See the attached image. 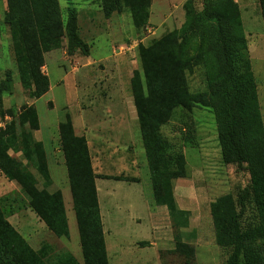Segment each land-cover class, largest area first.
I'll return each mask as SVG.
<instances>
[{"label":"trees","instance_id":"16d2710c","mask_svg":"<svg viewBox=\"0 0 264 264\" xmlns=\"http://www.w3.org/2000/svg\"><path fill=\"white\" fill-rule=\"evenodd\" d=\"M120 1L104 0L107 13ZM259 3L264 23V0ZM127 4L135 24L139 17H146V0ZM7 6L21 84L30 97L38 98L49 89L48 78L40 72L43 52L58 47L63 37L69 54L79 48L88 55V46L77 35L76 12L71 10L63 23L57 0H7ZM184 9L179 28L147 46L139 45L143 82L138 71L131 78L153 199L168 211L176 230V252L193 257L194 246L179 239L180 228L188 226V211L177 206L172 184L173 179L186 176L185 157L170 150L159 128L175 107L208 108L214 115L222 161L249 174L247 185L210 202L215 243L229 249L225 264H264V124L241 13L235 0L202 2L201 8L186 0ZM200 64L205 68L207 90L192 93L186 71ZM2 86L8 85L0 83V103ZM38 127L37 110L30 104L0 130V172L18 185L27 205L51 233L68 237L61 191L39 189L29 170L34 164L44 183H50L43 143L32 134ZM58 132L84 264H107L95 185L99 175L93 169L87 140L75 134L68 115L59 122ZM10 149L21 151L26 161L11 156ZM13 202L16 199L10 196L0 198V264H78L68 252L49 258L54 252L49 242L34 249L7 219Z\"/></svg>","mask_w":264,"mask_h":264},{"label":"rangeland","instance_id":"374dc122","mask_svg":"<svg viewBox=\"0 0 264 264\" xmlns=\"http://www.w3.org/2000/svg\"><path fill=\"white\" fill-rule=\"evenodd\" d=\"M128 1L121 0L108 14L104 0H57L63 23L71 10L76 12V32L87 44L88 55L83 54L79 48L69 54L66 37L62 38L58 47L43 52L40 72L48 78L51 88L36 99L30 97L29 91L21 84L14 50L15 40L10 22L6 19L7 0H0V83L8 85L2 86L0 124H4L3 121L6 120L5 127L23 107L33 104L41 126L48 127L53 132L57 120L63 121L68 115L79 133L75 134L85 137L80 129L82 112L87 111V107L95 105L101 108L98 114L86 113L85 117H99L103 125L116 113H105V105L111 95H129L136 136L131 147H116L108 139L109 129L104 134L89 127L91 130L88 129L87 132L94 171L98 169L100 176H104L103 169H106L110 172L108 176L122 178H110L103 182L109 191L114 192V199H121L122 205L118 212L109 209V205L106 213L103 210L106 214L105 238L109 245L107 264H225L229 249L215 243L209 205L216 197L228 192L234 193L247 185L249 174L242 167L222 161L214 115L206 107H175L170 118L159 128L160 134L170 143V150L173 153L182 152L185 157L186 176L182 178L183 183H178L176 178L172 180V184L180 205L184 207L181 209L188 211V226L180 228L179 239L194 246L193 257L181 255L174 249L176 230L171 225L168 211L155 214L159 224L163 226L165 238L162 241L157 239L152 228L154 220L151 219V212L156 209V204L132 95L131 78L138 71L143 82L139 45L147 46L165 33L179 28L185 19L186 0H146V17H139L137 24ZM192 1L196 8H201L202 2L209 5L213 3V0ZM235 1L248 40L264 124V23L261 6L259 0ZM133 38L139 39L138 46L128 50L122 48L129 45ZM186 82L192 93L207 90L204 66L194 65L186 71ZM142 84L144 87V83ZM113 121L110 122L111 127ZM4 127L0 126V130ZM101 148L109 151L104 157L97 154V150ZM9 151L11 156L22 162L26 161L21 151L20 154L17 153L18 150ZM29 170L36 178V185L37 179L43 184L41 187L37 186L39 189L46 187L47 190L54 191L48 188L49 183H44L34 164L29 166ZM66 185L62 188L68 191ZM104 195L105 192L101 191L102 208L105 205ZM74 217L69 214L68 237L56 238L45 230L40 234L39 240L52 244L54 252L49 258L68 252L78 264H84Z\"/></svg>","mask_w":264,"mask_h":264},{"label":"crops","instance_id":"0c3cea01","mask_svg":"<svg viewBox=\"0 0 264 264\" xmlns=\"http://www.w3.org/2000/svg\"><path fill=\"white\" fill-rule=\"evenodd\" d=\"M108 97L109 95L106 96L107 99ZM128 98H129V95L125 93H116V95L114 94L111 95V99L108 101L107 105H105V102L103 103V105H105V108H106L105 113L111 115V113L116 111L115 116L114 117L110 116V118H108L109 122L104 123L103 125L101 124L102 120L98 119L99 117L98 118L92 117V116H90L89 118L85 117L86 113L98 114L99 110H101L99 106L93 105V106L87 107L86 108L87 111L84 110L82 112L81 126L83 129V132H82V129H80V131L81 133L85 135L88 146H90V141L87 136L89 127L98 129L100 133H104V134H106V131L109 129L110 137L108 139L109 141L114 142L116 147L120 146L119 148H121V147H124L125 145L126 146L129 145L131 147L133 145V143L135 142V138H136L135 128H134L135 119L132 117V109L129 105ZM111 108L115 110L112 111ZM133 114L135 113L133 112ZM112 121L113 123L111 127L110 122ZM58 123H59V120H57L55 124V131L52 132L50 131L48 127L41 126L39 122V127L33 131V137L35 140L41 141L43 143L45 153H46L49 176H50V183L48 185L49 186L48 188L51 190L61 191L65 213L67 216L68 228H69V218H68L69 214H71L72 218L74 217L75 214L73 210V202H72V196H71V191L69 187V181L67 177V170H66V166L64 163V157L60 149ZM73 127H74L75 133L79 134L77 133V129L74 123H73ZM89 130H91V128ZM100 137L104 138L103 136H100ZM52 142H53V145L51 146ZM97 145H100V142H97ZM104 150H105L104 148L103 150L102 148L97 150V154L99 155V157L101 155L104 157V155L109 152V151L106 152V150L105 151ZM116 150L119 151L120 149H116ZM19 152L20 151L18 150L17 153L20 154ZM102 168L103 167L101 166L100 169ZM103 170H104L103 171L104 176H100L101 172L98 169L97 170L95 169V172L99 175L95 178V184H96V189H97V198H98V204H99L101 221H102L103 232H104L106 252L108 256L109 245L106 242V238H105L106 230L104 228V223H105L104 217H106L105 211H107L108 205H109V209H113L115 212L121 211L122 205H121V199L120 198L114 199L115 197L113 195L114 192L109 191L106 184L103 183V182H106L108 179H110V178H106V175H110V172L107 171L106 169H103ZM37 182H38L37 186L39 187L43 186V184L41 185L39 179H37ZM66 182H67V185H66ZM177 182L180 184L183 183L182 178H178ZM64 185L68 187V191H65V189L62 188ZM17 186L18 185L14 181L8 180L0 172V198H3L5 196H10L16 199V202L12 203L13 207L12 208L9 207L11 212L7 214V219L24 236V238L28 241V243L34 249H37L40 247L39 245L43 243L41 240H39L40 234L44 232L45 230H47L48 232L50 231L47 229L45 223L27 205L26 197L20 193L19 188ZM173 190H174V197L176 198L175 200L179 208H184L182 205H180V202L178 201L176 197L175 187ZM101 191H104L106 195V197L104 195L105 205L103 208L101 205ZM103 210L105 213H103ZM165 212L167 213V209L163 205H156V209H153V213L151 212V219L154 220L153 222L154 225L152 228L157 234V239H160L161 241L165 238L164 230H163V226L159 224L160 223L159 220L155 217V214L157 213L164 214ZM153 243L155 242L153 241Z\"/></svg>","mask_w":264,"mask_h":264},{"label":"built area","instance_id":"2783aa9c","mask_svg":"<svg viewBox=\"0 0 264 264\" xmlns=\"http://www.w3.org/2000/svg\"><path fill=\"white\" fill-rule=\"evenodd\" d=\"M139 39H135V38H133L128 44L129 45H125V47L123 46L122 48H124V49H126V50H128V49H131L132 47H133V49H134V47H136V46H138L139 45ZM4 122V124L6 123V120H4L3 121ZM4 124L3 123H1L0 124V126L1 127H4Z\"/></svg>","mask_w":264,"mask_h":264}]
</instances>
